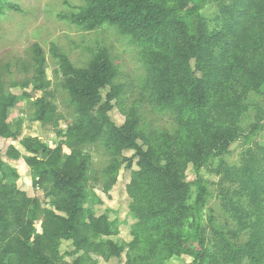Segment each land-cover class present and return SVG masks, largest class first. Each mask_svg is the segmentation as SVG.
Returning <instances> with one entry per match:
<instances>
[{
	"label": "trees",
	"instance_id": "1",
	"mask_svg": "<svg viewBox=\"0 0 264 264\" xmlns=\"http://www.w3.org/2000/svg\"><path fill=\"white\" fill-rule=\"evenodd\" d=\"M78 1L76 12L66 17L72 24L89 32L116 30L142 48L150 98L174 116L178 130L152 142L135 111L122 126L112 123L109 113L125 88L116 82L119 72L109 53L100 51L87 67L77 68L54 46L78 119L59 132L62 140L53 149L37 138H22L23 120L11 123L9 114L20 100H31L29 86L42 93L33 101L36 121L46 127L57 117L46 55L33 45L32 78L9 85L20 87V96L0 74V138L33 155L25 161L34 187L44 194L31 198L19 190V172L0 152V264H98L94 257L118 259L124 253L128 264L183 255L192 259L189 264H264V145L254 142L237 163L225 159L233 144H247L264 132V116L243 127L245 83L251 81L255 92L264 89V0ZM213 4L217 11L209 21L203 12ZM8 9L16 8L0 0V15ZM98 145L114 159L104 171L106 191L117 182L124 152L140 159L141 171L127 190L137 219L129 243L112 240L117 232L108 217L87 209L92 162L84 149ZM5 157L18 161L21 153L10 145ZM124 160L131 168L132 161ZM212 160L219 161L215 196L221 215L208 207L214 195L201 175ZM190 164L195 205H188ZM62 241L71 242L73 252L61 254Z\"/></svg>",
	"mask_w": 264,
	"mask_h": 264
},
{
	"label": "rangeland",
	"instance_id": "2",
	"mask_svg": "<svg viewBox=\"0 0 264 264\" xmlns=\"http://www.w3.org/2000/svg\"><path fill=\"white\" fill-rule=\"evenodd\" d=\"M4 2L15 6L16 9L5 10L0 15V74H2L3 81L7 84L9 91L16 96H20L23 90L20 87L10 89L9 85L16 81L23 83L32 78V47L38 44L42 48L47 60V79L51 83L50 90L55 94L54 103L57 106L55 122L46 127L42 125V141L50 149L55 148L62 140L59 132L66 131L78 119V114L71 105L69 94L65 89V79L60 72L59 62L53 55L54 46L60 53L67 55L77 68L87 67L100 51L109 53L119 72L116 82L125 88L120 102H114L113 110L109 113L112 123L122 126L128 114L135 111L141 119V128L152 135V142H155L164 133L174 135L177 132L178 124L174 116L157 107L150 98L141 56L142 48L138 44L110 28L104 27L89 32L72 24L66 17L76 12L77 7L81 5L78 0H4ZM216 11L217 7L214 4L209 5L203 12V16L211 21V19L215 18ZM192 67L195 70L194 62ZM25 68H29V72H26ZM247 81L244 89L249 90L246 100L248 114L244 117V128L264 116V89L261 88L259 92H255L251 81ZM25 91L33 92L36 98L20 100L18 106L10 111L9 121L15 123L18 120H23L21 137H32L41 140L39 133L41 124L35 119L33 101L41 97L42 93H35L32 86H29ZM109 92V87L102 92V104L106 101L105 99ZM254 142H258L263 146L264 132L258 133L247 144H244L243 140L233 144L229 150V156L225 157V159L227 162L237 163L242 151L253 145ZM10 145H15L20 151L21 157L18 161L9 160L5 157ZM140 145H142L141 142ZM0 152L3 155V160L19 172L20 178L17 182V188L31 198L36 196L42 198L44 192L34 187L30 168L25 161L26 158L33 155L19 146L18 143L1 138ZM84 154L90 156L92 162L91 180L88 186L90 197L87 203L89 214L95 216L106 215L113 225V230L117 232L112 240L129 243L132 241L131 229L137 219L131 208L133 200L129 197L127 190L137 173L141 171L139 166L140 159L132 151L124 152L123 156L118 159L122 165L117 173V182L106 191L109 176L106 173L104 174V171L112 164L114 159L100 145L85 147ZM125 158L132 161V166L129 169H127L128 162L124 160ZM218 163V160H212L201 171L207 187L214 195L209 199L208 207H213L212 209L217 212L221 210L220 202L215 196L217 193L216 185L218 180H220V177L215 174V166ZM185 175L191 187V199L188 201V205H195L198 191L192 183L196 178L193 165H188ZM221 214L222 212L220 211L219 215ZM37 229L41 232L39 224H37ZM59 250L61 254H65L73 252L74 248L71 242L62 241ZM77 257H66V260L73 262ZM94 260L98 264L129 263L126 253L118 259L94 257ZM191 262L192 259L187 255L174 256L170 259L160 256L148 264H189Z\"/></svg>",
	"mask_w": 264,
	"mask_h": 264
},
{
	"label": "water",
	"instance_id": "3",
	"mask_svg": "<svg viewBox=\"0 0 264 264\" xmlns=\"http://www.w3.org/2000/svg\"><path fill=\"white\" fill-rule=\"evenodd\" d=\"M30 95H31L32 98H36V95H35L33 92H31ZM39 133H40V135H41L40 137H41V140H42V137H43L42 124L40 125Z\"/></svg>",
	"mask_w": 264,
	"mask_h": 264
}]
</instances>
